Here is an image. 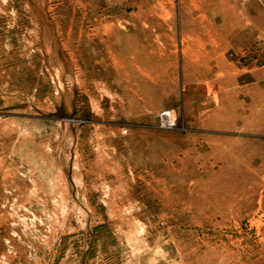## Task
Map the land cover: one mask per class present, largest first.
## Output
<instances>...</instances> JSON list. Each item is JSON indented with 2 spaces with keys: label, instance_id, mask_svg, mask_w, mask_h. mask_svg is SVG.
Masks as SVG:
<instances>
[{
  "label": "rangeland",
  "instance_id": "1",
  "mask_svg": "<svg viewBox=\"0 0 264 264\" xmlns=\"http://www.w3.org/2000/svg\"><path fill=\"white\" fill-rule=\"evenodd\" d=\"M0 264H264V0H0Z\"/></svg>",
  "mask_w": 264,
  "mask_h": 264
},
{
  "label": "built area",
  "instance_id": "2",
  "mask_svg": "<svg viewBox=\"0 0 264 264\" xmlns=\"http://www.w3.org/2000/svg\"><path fill=\"white\" fill-rule=\"evenodd\" d=\"M162 117L165 119V121H170L171 122L172 114H171V112H164L162 114Z\"/></svg>",
  "mask_w": 264,
  "mask_h": 264
}]
</instances>
